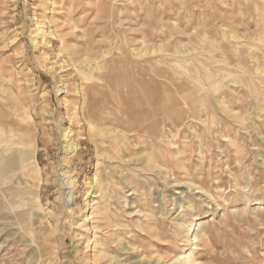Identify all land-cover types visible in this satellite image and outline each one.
<instances>
[{
	"label": "rangeland",
	"instance_id": "obj_1",
	"mask_svg": "<svg viewBox=\"0 0 264 264\" xmlns=\"http://www.w3.org/2000/svg\"><path fill=\"white\" fill-rule=\"evenodd\" d=\"M0 116V264H264V0H0Z\"/></svg>",
	"mask_w": 264,
	"mask_h": 264
},
{
	"label": "bare ground",
	"instance_id": "obj_2",
	"mask_svg": "<svg viewBox=\"0 0 264 264\" xmlns=\"http://www.w3.org/2000/svg\"><path fill=\"white\" fill-rule=\"evenodd\" d=\"M43 23V22H42ZM74 27V26H73ZM37 29L40 31V34H42L44 31H43V25L42 24H39L38 26H37ZM154 52V51H153ZM140 53L141 54H146L147 55V53H148V51L147 52H145V51H143V50H140ZM143 56V55H142ZM160 60H161V57H160ZM114 61H115V59H114ZM120 61V60H119ZM129 61V60H128ZM162 61V60H161ZM118 62V61H117ZM122 62V61H121ZM123 63V62H122ZM129 63H131V62H129ZM133 64V63H132ZM136 64V63H135ZM154 64V63H153ZM189 64V63H188ZM117 66V65H116ZM149 66V65H148ZM115 67V66H114ZM144 68L145 67H147V66H143ZM124 68V67H123ZM148 68V67H147ZM146 69V68H145ZM260 69H257V71H259ZM148 71H150V68H149V70ZM263 71V70H262ZM156 72V71H155ZM149 73V72H148ZM142 79V78H141ZM184 80V79H183ZM133 82V81H132ZM140 87V86H139ZM181 92H182V90H181ZM180 92V93H181ZM185 93V92H184ZM186 94V93H185ZM181 95V94H180ZM188 96H189V94L186 96L187 98H188ZM184 98V97H183ZM187 98H185L186 100H187ZM124 103V102H123ZM188 103V102H187ZM149 104V103H148ZM178 104V103H177ZM188 104H190V103H188ZM144 105V104H143ZM155 105V104H154ZM136 106V105H135ZM139 106H140V104H139ZM89 107V111L86 113V115L88 114V116H90V115H93V117L94 118H96V119H99V118H102L103 117V115H104V113H106V110H105V107H107V109H111L112 107H111V105L110 104H107V105H105V104H100V103H98V104H96L94 107L91 105V106H88ZM142 107V106H141ZM152 108V107H151ZM139 109V108H138ZM160 109V108H159ZM140 110H142V109H140ZM139 110V111H140ZM158 110V109H157ZM90 111H91V113H90ZM136 111H137V109H136ZM135 111V112H136ZM158 112V111H157ZM25 113V112H24ZM127 114V113H126ZM141 114V113H140ZM145 114V113H144ZM143 114V115H144ZM156 115V114H155ZM158 116H159V114H157ZM105 116V115H104ZM121 116V115H120ZM119 116V117H120ZM141 116V115H140ZM151 116V115H150ZM152 116H154V113H153V115ZM16 117V116H15ZM122 117V116H121ZM130 117H132V119H134L136 122L138 121L139 123H142L141 122V120H138V119H136V117H135V115H133V114H131V116ZM88 118V117H87ZM124 118H125V116H124ZM147 118H148V115H147ZM157 119H159V118H157ZM21 120V119H20ZM117 120V119H116ZM115 120V121H116ZM6 121H8V119L7 118H5V117H1L0 116V133L1 132H5L6 133V135H5V138L2 136V135H0V144H2L4 141H6V142H8L9 141V145L11 146H13V145H17V146H26V140L25 139H22V137L20 136V134H18V133H16V132H14L12 129H7V128H5L6 126H5V123H6ZM103 121V120H102ZM114 121V122H115ZM132 122V121H131ZM162 122V121H161ZM96 122H91V124L92 125H94ZM104 123V122H103ZM133 123V122H132ZM90 124V125H91ZM97 124V123H96ZM91 125V126H92ZM153 125V124H152ZM150 126V128H149V130L150 131H154V128H155V126ZM160 127V126H159ZM92 130H94V126H92ZM117 129H120V128H117ZM157 129V128H156ZM28 130V127H26L25 125H23L22 123L21 124H19V132H21V133H25L26 131ZM105 131V130H104ZM116 131H118V130H116ZM115 131V129L113 130V132L115 133L116 132ZM28 132V131H27ZM95 132V131H94ZM93 133V132H92ZM97 133V132H96ZM3 134V133H2ZM119 133H117L116 134V136H115V140L117 141V139H119V137H120V135H118ZM128 134V133H127ZM4 135V134H3ZM122 137H123V135H122ZM125 137H126V135H125ZM129 139H131V138H129ZM124 141H126V140H124V138H123V143H124ZM129 141V140H128ZM95 143H96V146H97V154H99V155H101V153L100 152H102L101 150H102V148L100 147V143H104L103 142V140H101V141H98L97 139L95 140ZM129 143H131L132 144V141H130ZM102 144H101V146H102ZM122 144V143H121ZM32 145V144H31ZM133 145V144H132ZM72 147V151H73V147H75V145H71ZM96 146H95V148H96ZM19 148V147H18ZM76 148V147H75ZM75 148H74V150H75ZM115 149H117V147H115ZM105 150V149H104ZM2 153H3V151H2ZM119 153V152H118ZM28 151H26V150H23V151H20V153H19V156L17 157V159H19V160H21L22 162H26V161H28V160H30L31 158H28ZM5 155H6V153H5ZM98 157V156H97ZM8 158V157H7ZM14 162V161H13ZM33 163H34V161H32ZM11 164H13L12 163V161L10 162ZM10 163H8V164H10ZM6 165V164H5ZM20 167V166H19ZM22 168V167H21ZM24 168V167H23ZM8 169V168H7ZM2 170V169H1ZM4 171V170H3ZM2 171V172H3ZM5 171H6V169H5ZM5 175V174H4ZM1 177H3V176H1ZM97 186V185H96ZM97 191V190H96ZM100 196V195H99ZM95 197H97V196H94V198ZM181 207V206H180ZM257 212V211H256ZM141 213V212H140ZM202 222V221H201ZM201 222H200V224H201ZM203 223V222H202ZM197 224V223H196ZM204 225V224H203ZM201 226V228L202 227H204V226ZM206 225V224H205ZM208 225V224H207ZM196 226V225H195ZM199 226V227H200ZM181 227V226H180ZM184 227V226H183ZM182 227V228H183ZM196 228V227H195ZM156 229V228H155ZM184 229V228H183ZM186 229V228H185ZM191 229V228H190ZM187 230V229H186ZM189 230V229H188ZM187 230V231H188ZM196 230V229H195ZM185 231V230H184ZM198 231V230H197ZM204 231V230H203ZM205 232V231H204ZM181 233H184L183 231L181 232ZM186 233V232H185ZM200 233V232H199ZM201 233H202V231H201ZM201 233H200V235H197V236H195V239H196V242L198 241V240H200V237H201ZM149 235V234H148ZM194 241V240H193ZM199 242V241H198ZM194 244V243H193ZM197 245H199V244H197ZM134 247V246H133ZM197 251H199V250H197ZM197 251H195V248H189V250H188V252H185V254L183 255V257H180V263L179 264H201V262L198 260V255H197ZM200 252V251H199ZM209 256V255H208ZM203 259V258H202ZM179 262V261H178ZM204 263V262H203ZM207 264V263H206Z\"/></svg>",
	"mask_w": 264,
	"mask_h": 264
}]
</instances>
